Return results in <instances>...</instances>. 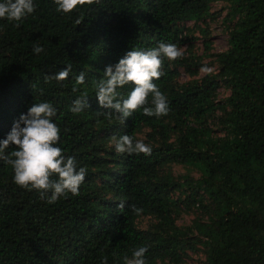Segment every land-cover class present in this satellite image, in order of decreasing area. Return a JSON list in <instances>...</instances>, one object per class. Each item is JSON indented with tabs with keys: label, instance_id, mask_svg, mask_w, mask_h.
<instances>
[{
	"label": "trees",
	"instance_id": "obj_1",
	"mask_svg": "<svg viewBox=\"0 0 264 264\" xmlns=\"http://www.w3.org/2000/svg\"><path fill=\"white\" fill-rule=\"evenodd\" d=\"M218 1L100 0L65 15L52 0H34V13L22 21L0 19V139L32 103L50 102L57 146L87 170L78 195L47 203L16 185L0 160V264H102L105 257L125 264L139 247H147L146 264H181L197 248L205 264H264V0H222L227 48L203 56L196 42L211 48L205 25ZM161 41L184 53L164 59L153 81L169 112L146 116L140 109L120 123L98 105L96 85L129 50ZM34 45L44 52L35 54ZM205 56L216 68L200 75ZM69 65L66 80L45 83V74ZM81 72L85 82L76 85ZM132 87L118 91L126 98ZM219 88L227 91L222 98ZM82 95L90 107L74 114ZM143 130L150 155L116 153L113 137L136 141ZM175 163L199 177H173ZM195 205L206 218L179 225L178 213ZM142 216L151 219L145 228L137 224Z\"/></svg>",
	"mask_w": 264,
	"mask_h": 264
},
{
	"label": "clouds",
	"instance_id": "obj_2",
	"mask_svg": "<svg viewBox=\"0 0 264 264\" xmlns=\"http://www.w3.org/2000/svg\"><path fill=\"white\" fill-rule=\"evenodd\" d=\"M100 0H52L55 10L61 14H71L78 7L98 4ZM36 4L34 0H0V19L9 22H20L28 15L34 13ZM81 21L77 20V25ZM33 52L40 54L44 49L34 45ZM183 51L174 43L159 42L154 48L148 50H129L115 65H108L104 69L105 79L96 85L95 97L102 109H111L117 113L120 123L132 116L133 112L142 109L146 116H165L169 112L167 98L153 82L163 73L161 67L164 59L175 61L182 58ZM71 66H66L54 74H45V83L55 80L57 83L66 80ZM202 71L211 73V69L204 67ZM85 74L81 72L75 84H83ZM133 87L126 98L118 89L127 84ZM73 92L78 91L73 86ZM151 97V100H149ZM90 107L87 95L77 97L70 109L74 114ZM57 109L47 101L32 103L26 113H21L14 120L11 130L4 139H0V160L10 165L13 170V182L21 188L35 190L40 198L47 203H54L61 197L79 194L80 185L86 177V168L77 166L74 156H66L62 148L58 147L60 129L53 118ZM105 115L111 117V112ZM113 146L117 154L150 155L151 147L142 141H134L129 135L119 138L113 137ZM13 150L7 152L9 148ZM55 177V178H53ZM117 208L123 209L120 202ZM139 213L141 210L133 207ZM147 247L133 250L131 258H125V264H146L145 254ZM102 264H107L105 257Z\"/></svg>",
	"mask_w": 264,
	"mask_h": 264
},
{
	"label": "rangeland",
	"instance_id": "obj_3",
	"mask_svg": "<svg viewBox=\"0 0 264 264\" xmlns=\"http://www.w3.org/2000/svg\"><path fill=\"white\" fill-rule=\"evenodd\" d=\"M225 4L226 3L222 0L213 3L212 9L214 12H216V17L211 21H207V25H205V28L207 26V34L212 41L211 48L209 50H206L205 46L201 43V40L198 39L195 46V51H197L198 54L200 55L203 54V56L206 54L212 55V53H217L227 48V31L225 29L222 19L223 15L225 14V11L219 13L221 9L225 7ZM186 25L194 29L195 36H197L198 38L201 37L198 27L196 26L193 27V24L190 22H188ZM203 62L205 67L210 68L212 70L211 72L215 70L216 66L214 64L215 62L212 56H205ZM203 74L205 73L201 71L200 75ZM226 94L227 91L224 88H219L218 98H222ZM145 133L146 130H143L141 133L138 134L139 141L142 142L144 141ZM171 173L173 177L177 179L183 176L197 178L200 175L198 170H196L195 168L184 164H176V163L171 165ZM197 217L206 218L205 216L202 215L201 210L195 205L192 206L187 211L179 212L176 221L179 225H189L191 224L192 220H194ZM150 222L151 219L148 216H142L138 219L137 224L139 227L145 228L149 226ZM158 264H171V263L167 261H162L159 262ZM181 264H205V253L203 248H197L194 251L188 250L187 255L183 258V262Z\"/></svg>",
	"mask_w": 264,
	"mask_h": 264
}]
</instances>
